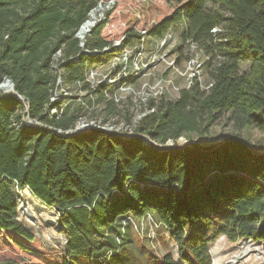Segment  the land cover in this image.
Wrapping results in <instances>:
<instances>
[{
	"label": "trees",
	"instance_id": "1",
	"mask_svg": "<svg viewBox=\"0 0 264 264\" xmlns=\"http://www.w3.org/2000/svg\"><path fill=\"white\" fill-rule=\"evenodd\" d=\"M103 1L0 0V84L10 78L16 92L0 95V264H152L134 237L148 215L179 250L154 264H212L210 244L222 235L264 248V146L242 133L264 130V0H116L83 47L76 34ZM178 23L183 43L204 51L208 88L195 78L177 98L152 101L131 134L67 133L80 115L52 112L63 82L85 91L81 109L106 102L115 112L89 68ZM225 116L237 132L221 142L166 145L202 138ZM25 187L58 211L63 249L44 247L19 219Z\"/></svg>",
	"mask_w": 264,
	"mask_h": 264
},
{
	"label": "rangeland",
	"instance_id": "2",
	"mask_svg": "<svg viewBox=\"0 0 264 264\" xmlns=\"http://www.w3.org/2000/svg\"><path fill=\"white\" fill-rule=\"evenodd\" d=\"M116 2L105 0L101 3L103 9L98 15V21L104 19L106 11ZM119 7L123 19H128L131 7L125 2H121ZM183 29L184 23H178L163 37H146L142 44L121 49L118 55L108 57L89 68L87 79L91 86L106 84L105 96L114 100L115 112H109L106 102H94L91 105L87 103L81 109L80 104L86 102L85 91L74 83L64 82L53 97L61 107L52 112L68 108L69 112L73 110L80 115L77 125L90 124L110 128L121 134H131L136 131L140 120L154 110L150 108L152 101L177 98L180 89L189 86L195 78L208 88L211 79L204 51L193 42L183 43ZM117 43L120 44V41ZM60 56L61 54L58 55V60ZM249 65L250 63L245 62L242 68L247 69ZM236 132L233 121L225 116L215 122L202 138L199 135H186L177 141L170 139L166 145L197 141L218 143ZM242 133L249 137L252 145L258 149L263 148L264 130L253 127L242 130ZM18 212L19 219L39 238L44 247H65L67 238L60 228L58 211L33 196L27 187L19 191ZM134 237L138 250L146 256L153 254L156 257H152L148 263H156L167 252L179 259L178 244L172 239L170 232L151 215L134 224ZM210 251L212 264L218 251H222L223 264H264L263 245L249 238L232 241L222 235L210 244ZM218 256L220 258V254Z\"/></svg>",
	"mask_w": 264,
	"mask_h": 264
},
{
	"label": "water",
	"instance_id": "3",
	"mask_svg": "<svg viewBox=\"0 0 264 264\" xmlns=\"http://www.w3.org/2000/svg\"><path fill=\"white\" fill-rule=\"evenodd\" d=\"M97 7H100V8H102V5L101 4H99ZM95 9V8H94ZM93 9V10H94ZM92 10V11H93ZM91 11V12H92ZM91 12H90V14H91ZM90 14H89V16H90ZM88 22V20H86V22H84V24H82V26L80 27V29L78 30V32H77V37L81 40V45L84 47L85 46V39H86V35L87 34H89L90 32H91V30H92V28L97 24V22H98V19H96L91 25H90V27L86 30V32L85 33H82V31H83V29H84V27H85V25H86V23ZM119 43H117V45H118ZM86 52H89L90 53V51L89 50H85ZM61 79H59V84L61 83ZM8 92H15V84H14V82L10 79V78H5L4 79V81L0 84V95L2 94V93H8ZM16 93V92H15ZM22 99H24L23 97H22V95H19ZM26 122H28V123H30V124H33L34 123V121L32 120V119H27V121ZM94 127H98V126H94V125H90V124H81V125H76V127L74 128V129H70V130H68L67 131V133H72V132H81V131H83V130H87V129H91V128H94ZM102 129H104V130H106V131H109V132H111L112 130H110V128H104V127H101ZM263 151H264V149H263Z\"/></svg>",
	"mask_w": 264,
	"mask_h": 264
},
{
	"label": "bare ground",
	"instance_id": "4",
	"mask_svg": "<svg viewBox=\"0 0 264 264\" xmlns=\"http://www.w3.org/2000/svg\"><path fill=\"white\" fill-rule=\"evenodd\" d=\"M103 8H100V7H97L96 9H94L91 14H90V17L88 19V22L86 23L82 33H85L86 30L90 27V25L96 20L98 19V15L99 13H101Z\"/></svg>",
	"mask_w": 264,
	"mask_h": 264
}]
</instances>
